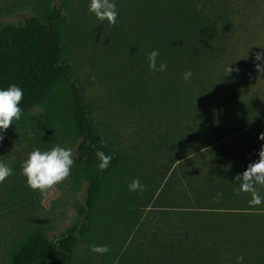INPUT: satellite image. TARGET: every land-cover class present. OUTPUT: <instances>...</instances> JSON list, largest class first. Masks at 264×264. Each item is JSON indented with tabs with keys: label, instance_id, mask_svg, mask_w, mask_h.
<instances>
[{
	"label": "trees",
	"instance_id": "obj_1",
	"mask_svg": "<svg viewBox=\"0 0 264 264\" xmlns=\"http://www.w3.org/2000/svg\"><path fill=\"white\" fill-rule=\"evenodd\" d=\"M110 2L114 26L89 11L90 0H34L23 20L0 23V90L15 84L24 93L21 118L0 130V161L12 169L0 183L9 264H79L80 239L100 229L109 209L124 227L103 256L118 264H237L240 256L264 264V203L252 208L250 193L234 192L235 177L264 145V73L256 68L264 44L254 51L240 42L242 23L233 20L264 0ZM154 50L163 72L149 68ZM78 51L103 86L105 107L87 99ZM103 109L115 123H136L131 143L119 140L116 126H100ZM67 144L81 158L76 174L86 193L72 226L50 239L22 152ZM97 150L113 156L104 171ZM136 179L143 191H129ZM112 187L125 193L107 205ZM256 187L264 198V186Z\"/></svg>",
	"mask_w": 264,
	"mask_h": 264
},
{
	"label": "rangeland",
	"instance_id": "obj_2",
	"mask_svg": "<svg viewBox=\"0 0 264 264\" xmlns=\"http://www.w3.org/2000/svg\"><path fill=\"white\" fill-rule=\"evenodd\" d=\"M34 0H0V23L4 22H17L23 20L30 14L29 5ZM245 9L239 13H233V20L236 23H242L239 33H241L240 42L250 43V48L256 50L264 44V5L260 8L256 6H244ZM242 8V7H241ZM78 61L80 62L79 76L82 79V83L86 86V95L88 101L97 105L98 108L105 107L106 95L103 91V86L100 84L97 74L94 69L89 65L83 52L78 51ZM100 119V126L109 125L110 129L114 130L116 126L119 135V140L127 145L136 132L137 126L133 121L126 119H120L115 123L113 118H104V109L97 113ZM121 134V135H120ZM134 137V138H133ZM114 143H118V140L114 138ZM131 143V142H130ZM70 144V143H69ZM117 146V145H116ZM115 146V147H116ZM66 149H70L73 153L75 163L71 169V175L63 183L58 184L47 195L39 194V202L36 206L37 214L43 221L45 227L48 228V235L50 239H58L64 234L78 218V207L83 203L84 195L86 193V183L82 179H79L76 174V169L81 162V158L77 155L75 146L67 144ZM30 149H25L22 152V158L24 161L28 158ZM22 159V160H23ZM125 190L121 191L118 187H112L109 190L107 197L105 198L107 205L115 204L117 199H120L124 195ZM110 208V207H109ZM103 218H99L101 224L100 229L95 226L88 239H80L76 251L75 258L79 264H102L103 260L107 264H118L113 258L107 260L103 254H97L91 251V245L111 247L110 236L111 234L121 233L124 227V220L122 217H117L115 214H111L110 209L105 211ZM7 228V227H6ZM5 228V229H6ZM8 230H1L4 235L0 236V264H9V254L12 244L11 235ZM89 240V241H88ZM119 250L120 246L112 250Z\"/></svg>",
	"mask_w": 264,
	"mask_h": 264
},
{
	"label": "clouds",
	"instance_id": "obj_3",
	"mask_svg": "<svg viewBox=\"0 0 264 264\" xmlns=\"http://www.w3.org/2000/svg\"><path fill=\"white\" fill-rule=\"evenodd\" d=\"M89 11L94 13L97 19L104 21L107 20L110 25H115L117 22L118 12L116 4L110 0H90ZM158 51H152L148 54L149 68L152 71H165L167 65L160 63L157 68ZM256 60H264V51L256 53ZM259 72L264 73V66L256 65ZM232 73L234 69L229 67L227 69ZM238 71V69H236ZM192 76L191 71L184 73L185 81L189 80ZM23 90L13 84L7 89L0 90V130L7 131L14 121L19 120L22 115L20 104L23 100ZM0 135V141L3 140ZM259 139L264 141V133L259 135ZM259 159L250 163L247 169L235 177L238 181L239 188L234 189V192L239 195L240 192L251 194V199L248 201L250 207L256 208L264 203L257 191V185L264 186V145L259 150ZM100 163L98 165L101 171L106 170L111 161L113 160L112 154L106 155L103 151H96ZM75 163L73 153L70 149H66L59 145L54 146L51 150L41 151L35 149L29 153L28 158L22 163V174L26 177L27 186L33 190L38 191L41 195H47L58 184L63 183L71 175V169ZM12 175V169L4 162L0 161V183H3L7 177ZM139 179L132 181L128 185L129 191H143ZM222 193L214 197L218 200ZM91 251L97 254H106L109 249L106 245L97 246L91 245ZM243 257H237V264H243Z\"/></svg>",
	"mask_w": 264,
	"mask_h": 264
}]
</instances>
